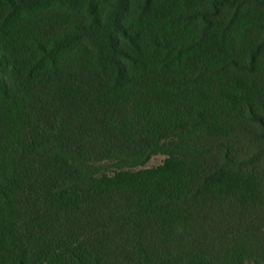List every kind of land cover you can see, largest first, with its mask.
Returning a JSON list of instances; mask_svg holds the SVG:
<instances>
[{"label": "trees", "instance_id": "obj_1", "mask_svg": "<svg viewBox=\"0 0 264 264\" xmlns=\"http://www.w3.org/2000/svg\"><path fill=\"white\" fill-rule=\"evenodd\" d=\"M0 264H264V0H0Z\"/></svg>", "mask_w": 264, "mask_h": 264}, {"label": "rangeland", "instance_id": "obj_2", "mask_svg": "<svg viewBox=\"0 0 264 264\" xmlns=\"http://www.w3.org/2000/svg\"><path fill=\"white\" fill-rule=\"evenodd\" d=\"M167 157L164 155H157L150 159L144 168H158L165 164Z\"/></svg>", "mask_w": 264, "mask_h": 264}]
</instances>
